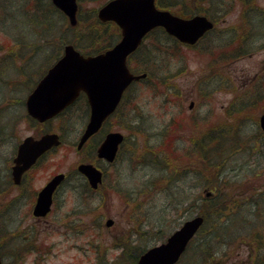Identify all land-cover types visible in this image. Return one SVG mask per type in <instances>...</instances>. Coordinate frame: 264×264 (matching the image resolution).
<instances>
[{
  "label": "rangeland",
  "instance_id": "obj_1",
  "mask_svg": "<svg viewBox=\"0 0 264 264\" xmlns=\"http://www.w3.org/2000/svg\"><path fill=\"white\" fill-rule=\"evenodd\" d=\"M105 1L78 0L81 24L68 39L82 34L88 42L84 33L91 28L97 33L107 28L106 33L110 34L106 35L107 40L111 41L112 36L118 39L111 25H94L95 12ZM208 1L171 0L169 8L179 13H201L199 5L203 2L206 7ZM252 5L259 10L254 12ZM40 8L31 10L33 13L29 15L16 11L14 17L6 18V30H0V42L16 36L22 44H27L15 47L13 56L7 54V47L0 49V198L7 197V206L11 208L8 216L13 224L18 222L17 211L11 203L17 188L8 183V174L16 145L24 136L38 135L49 128L59 132L64 141L31 171V184L25 190L22 205L23 222H37L27 207L29 199L35 195L34 190L53 172L76 175L74 167L84 160V154L74 145L82 125L80 117L64 113L39 124L27 118L21 105V98L50 61V52L57 48L61 51L63 44L55 34L59 28L68 26L60 12H52L55 13L52 19L57 15L55 25L50 14H45V7ZM246 8L244 14L243 6H236L216 25V30L194 48L180 43L175 46L174 40L165 37L160 29L147 36L142 49L130 57V65L135 72L148 68L152 79L135 81L126 91L128 100L124 110L131 111L127 121L119 125L114 120L105 124L106 128L119 130L128 137L119 153L117 167L120 187L131 195L109 188L105 190L107 193L101 194V191L96 199H91L93 208L89 209L83 199L85 194L75 201L71 188L78 181L74 178L72 185L67 184L58 192L45 222L42 220L39 226L20 232L26 243L32 242L31 239L35 242L31 245L34 251L30 252V248L24 252L25 261L17 264H33L34 257L42 252L45 256L42 264H113L114 261L132 264L127 255L123 258L127 246L147 248L161 240L159 237L172 232L205 205L202 197H209L208 190H214V186L223 189L225 206L212 207L204 224L206 228L197 233L178 264H205L211 258L205 250L206 258L196 255L195 246L203 236L210 242L211 250L216 251V260L221 264H264V209L261 213L259 208L264 205V138L258 132V117L264 108V0H249ZM39 17L42 20H38ZM229 27L222 38L215 36L222 32L220 29ZM233 29L237 32H231ZM243 32L251 36L243 43L245 50L238 53L239 56L231 57L233 53L220 51L223 47L220 42L240 37ZM104 43L105 40L96 43L89 51L99 50ZM84 44V51L91 48ZM157 46L158 50L152 51ZM216 54L225 55L227 61L215 62ZM4 55L8 58L1 64ZM12 62L15 64L11 65ZM16 64H20L19 68ZM200 95H205L206 99ZM190 100L194 101L192 108H188ZM242 100H247L248 104L241 106ZM201 140L207 148L211 146L212 157L207 161L200 155ZM219 142L221 144L217 145ZM215 146H220L218 151ZM155 158L159 162L153 161ZM142 190L147 193L142 194ZM233 200L238 204L227 205ZM235 209L237 212L231 218L226 215ZM259 211L261 220L255 219ZM108 218L113 220L109 227L105 225ZM96 223L98 227L94 226ZM259 224L263 231L260 242L255 234ZM63 229H66L65 234ZM20 239L18 236L13 245L6 248L16 250L18 244H22ZM204 241L205 238L201 242Z\"/></svg>",
  "mask_w": 264,
  "mask_h": 264
},
{
  "label": "water",
  "instance_id": "obj_2",
  "mask_svg": "<svg viewBox=\"0 0 264 264\" xmlns=\"http://www.w3.org/2000/svg\"><path fill=\"white\" fill-rule=\"evenodd\" d=\"M52 3L68 16L71 25L76 23V0H52ZM97 16L102 21H114L120 27L119 41L103 53L92 56H83L72 45H65L63 55L47 70L26 99L27 112L43 121L72 102L83 90L88 97L91 114L77 148L114 110L129 83L145 76L144 73L131 72L126 58L148 31L162 26L168 34L192 44L213 26L204 15L182 18L168 10H160L154 0H109L98 9ZM259 125L264 133V112L259 117ZM121 139L122 135L118 132L108 133L98 148V156L112 160ZM59 142L55 133L44 134L38 139L31 136L24 138L13 158L12 176L15 182L38 155ZM77 168L92 187L97 186L100 171L96 167L81 163ZM63 177V173L55 175L39 191L33 209L35 215H45L50 209L52 193ZM111 223V219L106 221L107 225ZM202 223L201 215L185 220L164 241L142 252L136 264L176 263Z\"/></svg>",
  "mask_w": 264,
  "mask_h": 264
},
{
  "label": "flooded vegetation",
  "instance_id": "obj_3",
  "mask_svg": "<svg viewBox=\"0 0 264 264\" xmlns=\"http://www.w3.org/2000/svg\"><path fill=\"white\" fill-rule=\"evenodd\" d=\"M208 2L209 3L206 7L204 6L203 2H202V5H199L200 7H202V10H203L201 12V14H205L207 17H209L213 21L212 29L206 31L202 36L203 38L207 37L210 33L214 32L216 30V25H218L219 22H223L225 17L228 15V13L233 12L235 10L236 6H239V7L243 6V12L245 14L247 11L246 7H247V4L249 3V0H219V1L218 0L217 1L216 0H209ZM182 3H184V1H182ZM252 6L254 7V12H257L259 10L255 5H252ZM195 13H197V12H194L193 14L190 12H187V13L180 12L181 16L185 17V18H189V17L193 16ZM227 29H231V28L230 27L229 28H222V29H220L222 32L219 31L221 33L215 34V36L222 38L223 33L229 32ZM231 32L236 33L237 31L235 29H233ZM239 36L240 37H233L236 40H233V38H231L230 40H227L225 42H220V44L223 46V47H220L221 48L220 51L224 54H231V53L237 52V50L238 51L244 50L245 48H244L243 43L246 42L247 38H250L251 34L250 33L248 34V32H243ZM200 38L193 45H187V44L180 43V42L179 43L182 44L183 46L194 48L201 41L202 38L201 39ZM224 47L226 50H224ZM129 87L130 86H128L127 89L124 91L123 96L121 98V101L119 102V104L117 105V107L115 108L113 113L110 116H108L107 119H105V121H103V123H102L101 127L98 129V131L93 133L86 140V142L82 145V148L80 150H77L78 152H82L84 154V160L82 162L93 163L101 172V182L98 185V188H100L101 190L100 189L91 190V188H89V185H88V182H87V179L85 178V176H83L79 173H77L76 175H68L67 173H65L64 179L60 181V183L55 187V189L53 191L51 207L56 202V197H57L58 192L62 191L64 189L65 185L66 186H67V184L72 185L74 178H77V181H78L77 184L74 185L75 187L71 188V190L74 191V193H75V197H76L75 201L78 198L79 199L82 198V193L85 194L86 197L83 199L86 201L88 196H90V195L98 196L101 191H102L101 194L107 193L105 190H107L109 188L114 189L115 191H118V192H122L126 196L128 194L131 195L130 191L121 189L120 181H119V174H118L119 168L117 167L119 153H120L121 149L123 148V144L125 143L126 138H128V137L125 134H123V141L118 145L116 155H115V159L113 161H107L106 159L97 156L98 147L100 146L102 141L105 139L106 135L111 131H119V130H112L110 128H106L105 124L107 123V125H109L111 123H114L113 122V120H114L116 122V124L119 125L120 124L119 119H120L121 115L126 118L125 121H127V119L130 118V116L128 114H131V111L130 110H127V111L124 110L125 102L128 100L127 96L125 99V95H126V91H128V89H129ZM224 87L226 88V87H228V85H226ZM200 97L203 100L206 99L205 95L204 96L200 95ZM207 98H209V96H207ZM191 101H193V100H190L189 102H191ZM76 104H80L83 107V110L81 109V111H82V116L84 119V124H83L82 128L80 129V131L78 132L81 134L86 123H87V121H88L89 113H90L89 105L87 103V100H86L84 93L81 92L71 106L73 107ZM193 104H194V101H193ZM110 119H111V123H109ZM45 131H47L46 128L43 129L41 132H45ZM130 139H131V137H130ZM49 151H47V153ZM84 152H87V154H85ZM45 155H46V152L43 153L37 159L35 164H32L26 171H24L22 173L20 181L17 184H14V182H13L12 174H11L12 173V164L10 165L9 174H8V176H9V178H8L9 182L8 183L12 184L14 186V188H17L15 196H13V198L11 199V203H12V206H14L16 211H17L18 222H17V224L11 223L12 219L9 218V216H8V214L11 213L10 212L11 208H8V206H7V197L3 200L0 198V252H1V263L2 264H15V263L17 264V263H22L23 261H25V257L27 255H25L24 252H27V250H29L30 248H31L30 252L34 251V249H32L34 247H31V245L35 242V240L31 239L32 242L29 241V244L26 243L25 238L22 237V233H20V232L24 231L26 228L31 229L33 227L35 228L36 225L39 226V224H41L42 220H44V222H45V220H46L45 217L51 211V209H50V211L45 216H36L32 212L33 206L36 202V197H37V193H38L39 189L53 176V174H51L49 177H47L46 180L44 181V183L42 185H40L37 189L34 190V192H35V195L33 194L34 197L30 198L29 202L27 204V207L29 209V213L31 214V216L33 218L36 219L37 222H34V223H29V222H25V221L23 222L22 205H23V201H24V195L26 193L25 190L29 189V186L31 184V180H32L31 178L32 177H31L30 173L32 170H34L37 167V165L40 163V161H42V159L45 157ZM6 185H7V181H6ZM84 187H85V189L82 190V188H84ZM197 188H198V190L200 189L198 183H197ZM212 195H213V191L209 195V197ZM262 195H260L258 197H261ZM196 199H197L196 205L198 206L199 205L198 194H197ZM259 208H260L261 213H262V209H264V205H262V206L259 205ZM258 218L261 220L260 211H259ZM64 225L67 226V224H65V223H64ZM8 231H10V232H8ZM65 231H66V229H63V234ZM14 232H16V234L13 236H15V238H17L18 236L21 237L20 241L22 242V244H18V247L16 248V250H14L13 248L12 249L6 248L8 245H13L15 238L13 239V236H11V235ZM80 232H81V230H80ZM255 232H256V239L258 240V242H260L261 239L263 238L262 225L259 224L257 226ZM24 237H26V236H24ZM43 254L44 253L42 252V253L36 255L34 257V259L32 260L33 264H42V262L45 260V256ZM259 258H261L260 255H259ZM208 262H211V259L208 260ZM218 264H221V262H219V260H218Z\"/></svg>",
  "mask_w": 264,
  "mask_h": 264
},
{
  "label": "trees",
  "instance_id": "obj_4",
  "mask_svg": "<svg viewBox=\"0 0 264 264\" xmlns=\"http://www.w3.org/2000/svg\"><path fill=\"white\" fill-rule=\"evenodd\" d=\"M158 2H159V5L161 7H165V8H169V5L172 4L171 0L170 1L169 0H158ZM43 6L45 7V10H46V13H45V11H44V13L45 14H50V16H51L50 17L51 18V22L53 24H55L56 23L57 15H55V18L52 19V16L55 14V13H52V12L57 11V9L49 2V0H0V30H3V31L6 30V28L4 26V22L6 21L7 16L8 17H14V15H15L14 13L16 11L21 12L23 14L29 15V14H31V12L33 13V11H31V10L35 9L36 11H38V9L41 10L40 7H43ZM169 9H171V8H169ZM78 19H79V23L75 27H72V26H69V25L68 26L65 25V27L63 29H60L59 28V32L56 33L55 35H57V38L60 40V44H64L65 42H71L77 48H79L81 51H84L83 50V44L85 43V44H87V45H89L91 47L90 49L86 50V51H89V50H93L92 49V46H94L96 43H99L100 41L103 42L105 40L104 45L103 46H100V48H99V50H103V49L107 48L115 40L113 38V36L111 38V41L107 40L108 39L107 36L110 35L109 33H106V29L107 28L104 29L103 32H99V33H97L96 29H94V28L89 29L87 32L84 33L85 36H86V39L89 38V41L88 42L82 37V34H80L77 38H70V39H68V36H70V34L73 35L74 32H75V30L77 28H79V26L81 24L82 17L80 15V13L78 15ZM38 20H42V17H39ZM93 22H94V25H97V26H99V25H102L103 26V25H108L109 24L113 28H115L116 31H117V33H118L117 26L114 23H112V22L102 23L96 17L94 18V21ZM57 23H58V21H57ZM161 32H162V34L164 36L166 35L162 30H161ZM100 37H102L104 40L101 38L99 41H95L93 44L91 43L94 39L100 38ZM168 38H170V37L168 36ZM173 43L175 44V46H178L177 41L174 40ZM17 46L18 47L19 46L20 47H24V46H26V44H22L19 41V39L16 38V36L12 37V39L11 38H7L6 42L5 41L0 42V49H2L3 47H7L8 48L7 54L9 56H11V55L13 56L14 55L13 49L15 47H17ZM142 46H140L135 51V53L138 52L139 50H141L142 49ZM157 48H159V47L158 46L157 47H153L152 48V51L153 50H158ZM147 50L149 51V50H151V48H149ZM55 51L56 52H55L54 56L57 57L58 54H59V52H60V48H57V50H55ZM242 52H243V50H240V51L237 50V52H234L231 55V57L239 56L238 53H242ZM27 56H29V53H28ZM6 58L7 57L4 55V58H3L2 62H1V64H3V62L5 61ZM214 58H215V62H217V63H219V62H226L227 61L225 55L216 54V55H214ZM12 64H14V62H12ZM163 68L166 69V67H163ZM161 69H162V67L161 68H158V70H161ZM158 70H152V71H158ZM140 72H146L147 73V76H146V78H144V80H151L152 79L151 76H150V70L148 68L142 69V71H140ZM160 73H163V70ZM154 74H155V72H154ZM244 104L245 103H243L242 105H244ZM247 104H248V102H246V105ZM258 132L260 133V136H261L260 130ZM201 144H203V143L201 142L200 143V146H199L200 147L199 150L201 151L200 155L202 156V158L204 159V161L205 160L207 161L208 159H210L212 157L211 154H210V149L205 146L206 143H205V145L203 144L204 146L201 145ZM220 144H221L220 142L217 143V145H220ZM219 148H220V146H215V149H216L215 151H218ZM159 153H160L159 156L161 158L162 157L161 156L162 151H160ZM153 161L159 162V160L157 158L153 159ZM216 161L218 162V159ZM218 167H219V163H218ZM153 180H155V179H153ZM225 198H226L225 196H222V197L216 198V199H218L217 201L219 202V204L221 206H224L222 204V201ZM217 201H215V199L206 200V203H207L206 207H203L201 209L200 212L205 214L206 221L208 219V216L210 214V210L212 209V207L217 206V203H218ZM155 232H153V233H155ZM159 232H158V234H159ZM153 233H151V235H153ZM143 234H145V233H143ZM159 238L162 239L161 237H159ZM203 243H206V240ZM145 248L146 247H142V246L138 247V245H135L133 247L132 246H127L126 253L124 252L123 258H124L125 255H127V258L132 261V264H135L136 259L138 258V255L143 250H145ZM204 250L207 251L206 249H204ZM204 250H203V255H206V253L204 252ZM208 254H210V253L208 252L207 255ZM98 258H99V261H102L100 255H99ZM113 264H118V263H115V261H114Z\"/></svg>",
  "mask_w": 264,
  "mask_h": 264
}]
</instances>
